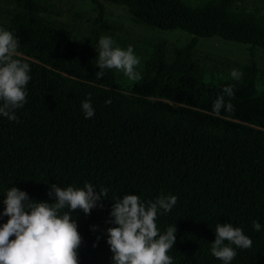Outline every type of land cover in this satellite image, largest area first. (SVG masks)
I'll return each instance as SVG.
<instances>
[{
	"label": "trees",
	"instance_id": "1",
	"mask_svg": "<svg viewBox=\"0 0 264 264\" xmlns=\"http://www.w3.org/2000/svg\"><path fill=\"white\" fill-rule=\"evenodd\" d=\"M240 0H91L97 15L86 36L76 38L48 22L40 0H13L4 29L19 41L17 57L30 65L27 102L18 121L0 116V226L3 201L15 186L31 199L53 203L51 185L98 192L103 208L72 212L82 244L80 264H113L107 229L115 198L178 197L170 212L158 213L163 234L177 227L168 255L173 264H223L211 253L218 223L240 227L252 241L236 248L231 264H264V90L259 70L243 68L240 80H203L194 63L199 38L218 37L264 51V9L238 10ZM105 3L125 8L161 31L179 29L192 39L168 54L165 41L153 46L129 89L114 69L96 66L101 36L111 30ZM233 85L232 112H213L223 88ZM91 98L95 115L86 119L81 102ZM111 101L106 103V101ZM64 211H68L65 209ZM261 224L255 231L253 221ZM93 226H98L93 230ZM97 237H100L97 240ZM15 237H12L14 239ZM235 248V245H233Z\"/></svg>",
	"mask_w": 264,
	"mask_h": 264
},
{
	"label": "clouds",
	"instance_id": "2",
	"mask_svg": "<svg viewBox=\"0 0 264 264\" xmlns=\"http://www.w3.org/2000/svg\"><path fill=\"white\" fill-rule=\"evenodd\" d=\"M114 43L111 37L99 39L97 78L103 77L104 69H115L129 80L142 79L136 70L140 60L133 47L123 49ZM18 48L19 41L13 32L0 27V116L10 121H18L16 110L27 102L26 88L31 79L30 65L17 58L20 56ZM230 76L238 81L242 73L233 69ZM234 95L233 85L223 88V95L213 103L216 116H220L222 109L234 110L231 99L225 100V96L234 98ZM81 108L86 119L95 115L90 96L81 102ZM108 191L102 188L97 192L91 183H85L83 188L53 184L48 196L54 198V202L48 203L31 199L26 191L11 187L3 201L6 207L2 215L8 220L0 226V264H80L78 249L82 236L71 213L81 209L90 215L94 208H103V198ZM177 200L178 197L171 194L146 202L132 194L115 198L110 216L116 226L107 229L113 264H173L168 253L176 243L177 227L169 226L161 234L157 218L158 213L170 212ZM253 228L260 231L261 224L254 220ZM97 229L98 226H93L94 231ZM252 244L242 228L228 222L218 223L211 253L223 264H231L237 255L236 248L250 249Z\"/></svg>",
	"mask_w": 264,
	"mask_h": 264
},
{
	"label": "rangeland",
	"instance_id": "3",
	"mask_svg": "<svg viewBox=\"0 0 264 264\" xmlns=\"http://www.w3.org/2000/svg\"><path fill=\"white\" fill-rule=\"evenodd\" d=\"M13 0H0V27L7 22L6 10ZM49 6L50 11L42 16L56 27L67 31L76 38L86 36L91 21L97 15V7L91 0H40ZM105 19L111 30L104 36L111 37L114 46L127 49L131 45L140 64L137 71H143L144 64L153 51V46L160 40L165 41L168 54L184 47L192 35L179 30L161 31L135 19L125 8L105 3ZM238 10L261 13L264 0H240ZM194 63L208 83L234 80L230 73L233 69L241 73L246 66L259 70L258 87L264 90V51L246 45L225 41L218 37L199 38L194 52ZM117 82L124 89H129L135 81L129 80L122 72L115 70Z\"/></svg>",
	"mask_w": 264,
	"mask_h": 264
}]
</instances>
